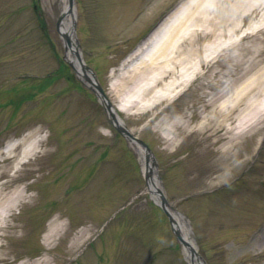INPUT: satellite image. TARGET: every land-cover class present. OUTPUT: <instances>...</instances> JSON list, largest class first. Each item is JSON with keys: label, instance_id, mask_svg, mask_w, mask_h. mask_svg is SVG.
Listing matches in <instances>:
<instances>
[{"label": "rangeland", "instance_id": "rangeland-1", "mask_svg": "<svg viewBox=\"0 0 264 264\" xmlns=\"http://www.w3.org/2000/svg\"><path fill=\"white\" fill-rule=\"evenodd\" d=\"M25 1L26 0H22L21 3ZM33 1L35 6L33 15L47 25L46 29L50 35L52 30L55 33V21L60 16L61 11L60 0ZM126 1L108 0L107 2V0H76V5L78 6L77 34L82 41L84 56L92 66L97 68L103 87L109 91V94L110 92L112 93L110 94L111 98H113L112 100L114 103L120 104V106L125 103L124 99L126 98V94H120L117 99H115V93L113 94V86L116 80L110 78L115 73L112 72L114 63L127 46L132 43L136 35L141 32V28L148 20L154 17V15L171 0H153L147 8V10H151L145 17L139 18L135 22L131 21H134V6L138 0H129L128 3ZM206 1L209 2L208 4L211 7L208 12V16L211 18H214L215 15L218 16L217 14L221 13V9L224 7L233 8V11H231L232 14L228 11H225V13L230 20L234 21L238 26L240 25L241 28L234 34L231 29L228 28L230 27L229 25L227 27L228 29L225 31L216 30L215 34L218 35L217 38L220 43L224 42L222 46L229 42L238 41L242 42L244 47L247 48L246 53L231 60L229 71H232V73L234 71L236 73L234 85L236 90L247 84L259 86L257 98L259 97L262 99L260 105H258L261 106L264 103V84L258 83L261 82L260 80H263L264 56L262 55L261 59H253L259 47L264 46V42H262V40H264V0ZM2 5L8 9H12L15 6L13 0H0V6ZM23 5H25V3ZM249 7V12H251V14L244 18V20H241V16L245 12L244 10ZM5 34L6 32L3 33V35ZM195 37L201 44L203 40L200 39L203 38L204 35L198 34L193 38ZM210 39H212V35L205 38L203 43L204 48ZM58 40L59 45L62 44V41H60V39ZM87 50H90L91 53H87ZM207 53L208 52L205 51L203 53L204 56H206ZM20 55L21 54L17 52L16 63L18 64L22 63ZM23 55H28V53L25 52ZM3 57L4 59L0 57V65H8L11 60L9 55L5 53ZM28 57L32 58V65L36 67L32 66L33 71L40 72L44 70L43 73H45V71L46 73L55 71V63L53 64L50 58H48L49 65L45 62L44 67L41 57H34L33 55H29ZM23 58H26V56H23ZM38 65H41L40 69L37 68ZM6 67L7 66H4V68ZM223 67L224 66L220 65L217 68L218 71L216 76H214L212 80L209 81L207 79V82L203 83L204 88L195 87L188 97L183 98L175 105L177 109H188L190 106V109H193L191 113H194L195 116L187 123L188 133L178 137L177 143L173 145L176 146L175 148L173 146L170 147L171 149H177L174 152L164 143V136H167L165 134L172 128L175 122L181 120V115L168 116L166 114H159L153 120L151 119L156 112L164 108L168 103L167 100L162 101L160 105L157 104L158 106L156 105L157 107L155 106L156 108L152 111L149 107L144 109L134 108L125 113L124 116L126 115L129 128L138 134V136L159 156L161 165L160 169H156V171L161 179L168 200L174 204L176 209L183 213L189 214L190 211L193 213V209L195 210L192 220L194 226L197 227L198 240L199 236L207 235V237H205V243L208 249V251H206V257L200 247V253L204 256V261L207 264H264L263 235L256 233L252 241L248 239L249 233L253 228L251 222L249 223L248 220L258 221L263 219L261 214L253 212L249 214L247 219L244 218V225L231 222L229 227H225L226 224L225 226L220 224L226 223L227 217L224 213H227V210H224L223 213L216 203L211 202L204 203L201 207L200 204L195 201V198H193L191 202L195 201L197 206L195 203L193 207L189 203L190 197H185L188 193L190 194L192 191L198 189L194 187V185L199 184V179H195L196 174H192L191 168L193 163L197 161L199 164L206 165L207 162L214 157L209 147L206 148L202 143L200 144L202 138L208 134L209 128H204L200 130V132H198L199 130L197 128L203 122V117L207 115V110L206 112L203 110L204 104H202L204 99H206V95L211 92H218V89L224 86L225 81H227L228 73H226V68ZM27 68L28 72L24 74L29 75L30 71H32L30 69L31 67L27 64L22 65L23 70H27ZM38 80L39 78L26 79V85L36 87ZM47 95L50 96V100H48L47 103L43 102L37 105L33 108V113L28 116L30 117L29 126H36L38 122H46V124L42 125V131L40 133L42 142L38 152L31 158L37 160L34 163L36 165L35 168L40 169L39 175L38 173L33 174L36 181L32 184V188L36 190L35 193H37L38 196L40 194L55 192L58 194L56 197L57 200L67 197L69 202L75 200L81 201V203L84 204L83 209H81L83 213H79L80 210L77 213V216H81V223L72 228L71 231H66L67 224L64 220L65 232L63 231V235L60 239L54 240L51 243L49 242L50 247H54L51 253L48 254V256L43 253L35 255L28 254L40 256L39 258H26L24 254L35 252L37 246L42 244L41 240L38 241L37 239V228H39L41 224L43 225L47 218L51 217V213L48 212L44 202H42L41 199L37 200V197L32 204H26L24 208L25 214L23 216H21L22 213L20 215H15V217L20 216V220L23 221V231L25 234L20 236L19 230L15 233V238L11 241L13 248L9 240L4 239V237L0 240L1 244L5 243L4 240L8 241L7 246L0 248V262H2L4 258L10 260L17 256L18 259L15 261L17 263L25 262L34 264L35 261L43 258H48L53 262L62 260L63 257L66 258L70 256V258H72V256L80 254L79 252L90 242H97L96 237L100 231V229H98V223L90 225L87 219L91 218V216L95 218L102 213L112 212L113 208L115 209L120 205L124 193L129 191L132 195L143 190L146 186L139 171L140 165L135 150H133L125 140H121L120 138L116 139L115 137L110 138L107 131L101 130L99 109L96 108L92 102L79 96L75 90H67L63 83L53 84ZM54 95L58 97L51 99ZM257 103L258 101L255 100L252 108L250 107L251 116L256 115L257 117V111L255 109ZM185 119L187 120L188 118H183V121L186 122ZM259 126V122L254 125L253 131L256 132L255 134L252 135V133H250L246 135L245 138H242V142H244L243 146L246 148L243 147L241 145L242 142H240L239 158L232 160L227 167H224L222 172H214L212 179L207 180L208 185L213 183H215L214 185L228 183V181L232 180V178L240 172L241 166H248L249 163H251L254 159V155H252L251 152L256 143ZM190 132L197 133L190 135ZM10 133V135L7 133V136H3V139H6H4L5 141L16 136L15 128ZM47 135L50 136L47 137ZM106 137H108V139H106ZM45 139L48 140L45 141ZM4 140L1 143H3ZM89 141L93 142L95 145L99 144L101 146L105 144L109 147L107 155L108 162L105 160L99 164L100 167L98 165L93 168L97 175L96 180L91 179L88 184L82 183L79 185H85L84 187H86V190L84 193H87V195L81 196L83 193L74 192L68 196L66 189L69 188L71 182L70 178L74 172L72 171V173L69 174L67 180H60L61 178L56 179L58 173L64 170L67 165L61 163L69 152L81 148L82 151L80 152L84 157L87 156V158L79 165L82 174L75 182H82L84 177L88 175L87 170L89 171V169L87 166L92 163V158L88 159V156L91 155L93 149L82 148L83 145H88ZM114 141L116 143L114 146L110 147ZM46 147L47 149H45ZM219 147L220 143H217L215 148ZM44 150H47V154L41 156ZM96 151L97 153L95 156H99L101 153L100 150L96 149ZM78 156L79 154L75 155L74 158ZM176 157H180L184 162H182L179 167H171L173 169L167 168L165 161L168 160V162H172ZM262 160L264 161V154ZM24 166L25 170L23 173L26 174L28 171L26 169L30 167L28 164ZM259 168H261V166H259L258 169ZM89 196L98 204L95 206L91 202L92 207H90V209L98 215L90 212L86 206L87 203H90ZM82 199L85 201L88 200L85 203ZM111 199H113V202L110 201ZM118 199H121V201H117ZM140 199L141 197L138 198V200ZM228 204L231 205V203ZM34 206H36L37 209L32 212ZM152 206L148 200L141 199L140 202L129 211L131 220H133V225L129 231L121 229V231H124V238L121 240V246L128 243L131 247L128 250L130 251L127 256L128 261H122V264H186L180 253L181 251L178 250L181 249V247L174 239L165 216L160 214L159 211ZM35 213L41 214L40 219L35 218V216H37ZM238 213L239 208H235L228 216L234 218ZM43 214L47 215L45 216ZM85 215L88 216V218ZM210 225L217 226L210 229ZM109 232L107 234L108 240L112 238L111 236H114L116 232L120 233V229L111 228ZM5 234L6 236H13V232L10 230ZM125 235H128L127 240ZM174 244L177 247L175 249L172 248ZM145 246L150 248V250H146L144 248ZM97 248L100 251L98 245ZM133 250H136V253H134ZM154 251H159V253L154 255ZM114 254L115 250H111L108 253V256L111 257V263L112 259L115 258ZM88 256L89 252H86L84 255L85 259ZM93 264H95V260H93Z\"/></svg>", "mask_w": 264, "mask_h": 264}, {"label": "bare ground", "instance_id": "bare-ground-1", "mask_svg": "<svg viewBox=\"0 0 264 264\" xmlns=\"http://www.w3.org/2000/svg\"><path fill=\"white\" fill-rule=\"evenodd\" d=\"M63 7L61 12V21H60V32L64 37H68L70 40V45L66 47V59L72 63L74 68L79 74H82V69L78 63L75 54H74V37L71 31V23L74 18V8L70 10L68 8L67 0H62ZM209 2L199 0L197 5L192 7V4H189L187 10H192L191 12V24L186 26V18L183 19L180 17L177 20L176 25L168 28L164 34L159 38L158 44L155 46L154 50L149 54L141 58L138 63L130 65L127 69V72L118 77L117 83L115 84V90L117 92L123 93L126 88L129 89L126 94V103L129 107H137L143 101H145L157 88L160 90V97L154 95L153 99H159L161 97L167 96L174 93L177 89L184 87V83L188 81L192 76L197 75V69L195 65L192 64V60L196 59V64L201 68L207 66L204 69L202 75L205 77H212L214 75V68L210 65V60L204 59L203 54L200 53V50L194 45H186V47L178 46V39L180 38L181 30L184 29H200L202 33L207 32L212 35V39L208 41L207 50L215 52L216 48L221 45L218 41L216 30L225 31L230 28L232 32L238 30V25L230 20L225 11L231 13L233 11L232 7H224L221 9V13L215 15L214 18L208 16L210 10ZM230 3V2H229ZM250 7L244 11L248 14ZM244 12V13H245ZM232 14V13H231ZM230 17V16H229ZM230 25V27H228ZM177 27L178 30L173 32V28ZM226 27V28H225ZM228 27V28H227ZM173 32V33H172ZM185 45V44H183ZM259 51L263 55L264 49L260 48ZM211 52V53H212ZM141 54L140 48L134 53V56ZM209 53V54H211ZM133 56V54L128 58V60ZM213 59L215 58L212 57ZM211 58V59H212ZM258 59V58H256ZM255 58L253 60H256ZM127 60V61H128ZM264 80V75L262 77ZM232 83H228L224 88H222L218 93L217 97H210L207 101L208 106L213 105L218 101L222 96L228 95L232 90ZM128 86V87H127ZM229 91V92H228ZM254 92L252 89H249L247 86L238 93V95L228 96V98L221 103L218 109L219 117L215 118V115L212 114L207 123L214 121V126L218 129L220 127H225L226 132L232 135L228 138L226 143L223 146V151H232V147L237 146L238 143L235 142L237 139V134L240 133L241 129L245 128L249 118L251 109L248 113L243 114L239 119H235L234 114L238 107L241 105V101L247 104V108H250L252 104L249 101L250 93ZM220 100V99H219ZM236 122L237 126L232 127V122ZM251 119L249 120V122ZM120 124L122 122L118 121ZM210 124V123H209ZM188 124L178 125L179 129L187 128ZM178 135H174L171 138L170 143H173L177 140ZM235 139V140H234ZM24 141V145L27 143V140ZM20 144V143H19ZM18 146L17 143L8 144L2 151H0V156L3 154L5 157L0 166V237L3 235V232L13 227L9 226V221L11 218V212L15 208H19L22 203L29 202L28 198L32 200V195L25 193V190L19 189L15 186L20 175H17L20 171L17 168V165L23 163L24 159L28 158L33 152L37 150L36 141L26 144L19 154H14L15 148ZM137 151L141 155V162L143 157L146 155L143 149L137 147ZM13 169L12 175L9 174V171ZM149 170H147L148 172ZM158 183L155 179V176L152 172L149 174L148 178V188L147 191L151 193L153 200L156 202L159 201L157 198ZM171 218L175 224V228L179 231L182 236L183 244V253L187 260L188 264H204L199 258L196 252V246L193 243L191 235L186 227V221L177 215L171 210L170 207H167ZM54 227L45 233V240H50L54 231ZM41 264H48L47 260H43Z\"/></svg>", "mask_w": 264, "mask_h": 264}, {"label": "clouds", "instance_id": "clouds-1", "mask_svg": "<svg viewBox=\"0 0 264 264\" xmlns=\"http://www.w3.org/2000/svg\"><path fill=\"white\" fill-rule=\"evenodd\" d=\"M102 131H107L106 129L101 128Z\"/></svg>", "mask_w": 264, "mask_h": 264}]
</instances>
